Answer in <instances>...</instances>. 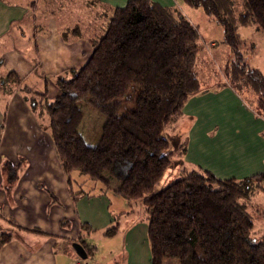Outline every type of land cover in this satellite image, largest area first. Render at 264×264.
<instances>
[{"label": "trees", "instance_id": "obj_1", "mask_svg": "<svg viewBox=\"0 0 264 264\" xmlns=\"http://www.w3.org/2000/svg\"><path fill=\"white\" fill-rule=\"evenodd\" d=\"M215 17L224 42L236 55L224 73L233 87L257 96L264 109V74L245 61L239 29L256 24L264 33V0H184ZM200 31L181 10L155 0H128L117 7L106 31L93 40L88 62L58 82L61 94L32 98L47 113L58 156L74 170L101 180L127 200L142 201L148 215L151 263L264 264V237L255 235L247 201L264 175L221 179L203 169H183L162 188L157 184L183 146L175 149L165 130L183 115L201 89L197 72ZM11 83L20 77L9 73ZM85 99L106 116L96 145L80 131ZM9 180L17 178L8 164ZM81 194V192L77 193ZM117 227L105 231L116 233ZM12 237L0 234V247ZM94 247L87 248L91 255Z\"/></svg>", "mask_w": 264, "mask_h": 264}, {"label": "crops", "instance_id": "obj_2", "mask_svg": "<svg viewBox=\"0 0 264 264\" xmlns=\"http://www.w3.org/2000/svg\"><path fill=\"white\" fill-rule=\"evenodd\" d=\"M155 1L184 13L176 0ZM127 2L0 0V65L4 66L0 72V234H12L0 247V264H91L77 255L74 242L86 250L94 247L91 255L100 254L106 242L118 244L107 264H152L148 220L135 216L131 223H122L132 211L117 208L114 212L124 198L115 188L91 181L98 190L86 191L83 185L88 179L83 176L87 175L65 171L47 113L31 105L32 98L43 93L52 101L48 90L25 84L29 79L50 80L54 90L61 78H71L90 59L93 40L106 31L114 10ZM206 19L210 22V17ZM15 38L28 44H12ZM204 44L217 46L205 38ZM252 67L264 74V65ZM11 72L20 77L18 84L9 81ZM166 134L175 149L183 146L182 154L174 158L179 174L183 169H203L221 179L237 180L264 175V109L255 94L233 87L225 73L212 85L201 83ZM8 164L16 167L13 182L5 170ZM262 191L264 185L247 201L248 210ZM109 226L117 227L111 236L105 235ZM92 231L107 241L90 244L86 239ZM255 235L264 237L256 230Z\"/></svg>", "mask_w": 264, "mask_h": 264}, {"label": "rangeland", "instance_id": "obj_3", "mask_svg": "<svg viewBox=\"0 0 264 264\" xmlns=\"http://www.w3.org/2000/svg\"><path fill=\"white\" fill-rule=\"evenodd\" d=\"M179 4V7L184 10V13L188 16L190 20H192L197 26L201 34V38L199 40V51L197 53V72L201 83L204 86L212 85L218 81L224 79V70L228 64H230L235 58L236 55L233 52L232 48L224 42V29L222 24L213 16L206 14L201 8H195L186 3L184 0H176ZM197 9V10H196ZM206 16L210 17V22L207 21ZM241 36L244 38L246 37L248 40L243 44L242 51L245 54V61L249 65L259 66L264 65V33L256 26V24H251L249 26H244L239 29ZM15 35V34H13ZM204 38L208 41H215L217 46L215 47H207L204 44ZM12 44H16L19 47L26 46L28 44L26 41H20L19 39L15 38ZM214 51V55L212 56L209 52ZM255 50L256 52L253 54L251 51ZM0 72H4L3 64L0 65ZM29 79L25 84H29L36 90L46 89L48 90V96L53 100L54 96L60 95L62 90L60 86L54 88L51 85L50 80L46 82H32ZM6 83H9L6 81ZM23 83V86L25 85ZM80 106L84 111V119L80 125V131L83 134L84 138L86 139L87 143L90 145H96L98 143L99 137L102 132L103 124L106 121V116L103 115L101 112L93 108L85 99L79 100ZM166 134V130H165ZM167 136V134H166ZM177 144L176 142H174ZM108 177H111L110 180L112 181L111 188L113 189L117 185V179L112 178L109 176L110 174L107 173ZM180 174L178 172V166L173 165L165 172L163 178L157 184V188H162L169 184L172 180L179 178ZM87 177L88 181L83 185V189L86 191L91 190L93 187L91 181H95V183H99L100 185L107 186L101 180L93 179L89 176ZM264 180L262 181V183ZM264 184V183H263ZM115 185V186H114ZM93 190H98L96 187H93ZM77 190L80 188L76 187ZM122 205H117L114 208V212H118L117 208H123L122 210H126L131 214L123 216L121 222L123 223H131L132 219L136 216H142L143 218L148 220L147 213L145 211V205L141 201L138 204H134V201L126 200L125 198H121ZM254 204L249 209V212L253 216L255 222V230L257 232H261L264 234V191L256 194L254 196ZM127 201V202H126ZM131 201V204H129ZM136 212V214H134ZM118 217L117 215H115ZM114 224V223H112ZM111 224V225H112ZM113 226H109L111 228ZM100 232L92 231L91 234L87 235V241L90 244H98L102 245L103 240ZM107 244H103V248L100 254L95 255L92 254L86 259H82L84 262H88L93 264V261L97 264H107L108 260L114 258V256L110 253L114 249V246L118 244H114L111 242H106ZM121 251V245L118 249ZM166 264H180L179 261L168 259Z\"/></svg>", "mask_w": 264, "mask_h": 264}, {"label": "water", "instance_id": "obj_4", "mask_svg": "<svg viewBox=\"0 0 264 264\" xmlns=\"http://www.w3.org/2000/svg\"><path fill=\"white\" fill-rule=\"evenodd\" d=\"M73 248L75 249L77 255L81 258V259H86L88 258V252L86 250V248L79 242H74L73 243Z\"/></svg>", "mask_w": 264, "mask_h": 264}]
</instances>
